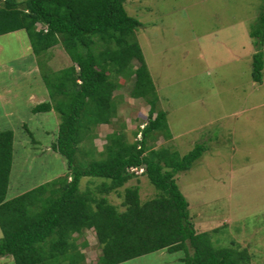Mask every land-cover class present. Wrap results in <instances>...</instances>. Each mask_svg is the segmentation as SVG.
I'll list each match as a JSON object with an SVG mask.
<instances>
[{
	"label": "rangeland",
	"instance_id": "obj_1",
	"mask_svg": "<svg viewBox=\"0 0 264 264\" xmlns=\"http://www.w3.org/2000/svg\"><path fill=\"white\" fill-rule=\"evenodd\" d=\"M126 9L141 23L136 36L157 87L156 110L168 114L172 137L160 134L154 149L165 146L184 157L198 145L207 148L190 170L176 176L197 231L217 229L218 247L246 248L252 264H264V79L262 84L253 79L254 56L264 54V46L251 35L264 14V0H128ZM50 53L43 72L25 30L0 36V126L15 135L9 198L68 172L66 159L52 147L60 114L34 112L52 101L43 77L52 73L47 68L72 65L62 47ZM120 82L118 115L95 132L98 151L114 132L124 131L129 142L140 139L136 133L148 122L151 105L132 96L134 79ZM140 170L109 195L121 211L128 187H139L144 202L160 194ZM91 180H82L83 190ZM77 243L86 264H100L102 246L94 230ZM183 257L184 252L164 250L123 264H185ZM0 264L15 262L3 257Z\"/></svg>",
	"mask_w": 264,
	"mask_h": 264
},
{
	"label": "trees",
	"instance_id": "obj_2",
	"mask_svg": "<svg viewBox=\"0 0 264 264\" xmlns=\"http://www.w3.org/2000/svg\"><path fill=\"white\" fill-rule=\"evenodd\" d=\"M127 1L0 0V36L25 30L43 72V59L57 46L72 62L59 71L47 68L52 73L43 77L53 102L34 109L60 114L52 147L66 159L67 174L9 198L15 135L0 126V258L12 257L15 264H86L78 237L94 230L102 246L100 264H123L164 250L184 252L185 264H252L248 249L218 247L217 229L197 231L177 183L176 176L190 170L206 146L184 157L165 146L154 149L160 134L172 137L168 114L156 110L157 87L136 36L141 23L128 13ZM251 35L264 46V14ZM263 72L260 52L254 56L256 83H263ZM120 79H134L132 96L151 105L148 122L136 133L140 139L129 142L124 131L114 132L98 151L96 129L118 115ZM132 169H142L160 194L144 202L139 187H128L121 211L109 195L137 177ZM84 178L93 179L85 190Z\"/></svg>",
	"mask_w": 264,
	"mask_h": 264
},
{
	"label": "built area",
	"instance_id": "obj_3",
	"mask_svg": "<svg viewBox=\"0 0 264 264\" xmlns=\"http://www.w3.org/2000/svg\"><path fill=\"white\" fill-rule=\"evenodd\" d=\"M138 169H132L133 172L137 171ZM141 172L143 171L142 169L140 170Z\"/></svg>",
	"mask_w": 264,
	"mask_h": 264
}]
</instances>
